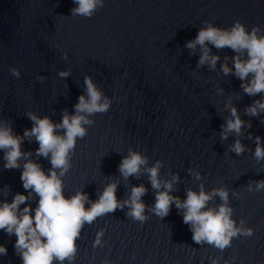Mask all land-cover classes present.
Masks as SVG:
<instances>
[{"label": "water", "instance_id": "obj_1", "mask_svg": "<svg viewBox=\"0 0 264 264\" xmlns=\"http://www.w3.org/2000/svg\"><path fill=\"white\" fill-rule=\"evenodd\" d=\"M74 6L72 0H0V119L10 121L18 135L32 126L25 116L29 111L59 122L63 109L74 111L84 76H91L115 99L107 113L90 117L95 124L77 141L74 167L64 177L66 197L83 190L95 201L106 184L118 181L116 195L123 199L132 185L143 183L149 191L142 199L152 205L147 176L125 180L119 175L118 166L132 149L148 156L150 165L163 161L161 176L179 174L173 195L181 199L186 189L198 191L200 183L207 191L226 186L233 219L238 223L243 218L254 229L252 237L234 238L221 251L194 243L175 205L163 219L146 211L143 223L127 217V208L118 209L85 225L75 264H264V192L246 188L249 181L264 179V161L258 164L253 158L252 141L243 139L251 151L236 156L228 151L235 137L222 141L219 135L229 116L224 110L229 99L248 120L243 109L260 96L243 95L241 81L224 76L219 64L214 72L197 67L199 48L194 54L185 48L206 20L221 28L237 20L249 31L257 25L264 28V0H105L90 19L70 16ZM212 51L221 58L234 55L227 48ZM12 67L19 69L20 78L10 74ZM62 70L71 76L60 78ZM220 87L223 95H217ZM251 123L249 131L264 138L259 119L253 117ZM36 148L35 142L22 145V151ZM38 162L46 172L51 166L43 158ZM190 168L202 180H195ZM21 171L5 170L0 151V200L5 193L8 202L16 193L27 195ZM219 203L218 197L212 202ZM101 229L103 247L93 248ZM15 240L0 231V244L8 251L0 264H21L14 254Z\"/></svg>", "mask_w": 264, "mask_h": 264}, {"label": "clouds", "instance_id": "obj_2", "mask_svg": "<svg viewBox=\"0 0 264 264\" xmlns=\"http://www.w3.org/2000/svg\"><path fill=\"white\" fill-rule=\"evenodd\" d=\"M72 3L75 6L70 9V16L88 19L105 6V0H72ZM213 47L218 52L230 49L234 55L221 58L213 53ZM185 48L190 54L199 48L197 67L207 66L209 71L214 72L219 64V70L224 76H234L241 81L240 92L243 95L260 96V99H254L244 107V115L249 117L248 120L241 118L236 104L229 99L224 104V110L229 116L224 119L219 135L222 141L228 140L230 136L235 137L228 151L236 156L251 151L242 143L243 139L252 141L255 144L253 158L258 164L264 161V138L254 136L249 131L253 117L264 125V28L257 25L249 31L239 20L229 28H221L215 26L213 21L206 20L195 38L185 42ZM63 59H68L67 52ZM9 72L16 78L21 77L18 68L12 67ZM58 76L67 79L71 72L62 70ZM37 79L44 82V77ZM83 84V94L73 105L74 111L70 113L67 108L63 109L59 122H54L47 115L41 117L29 111L25 116L32 126L25 128L23 135H18L10 121L0 119L3 168L22 169L20 180L27 192V195L16 193L11 202H8V193H5V199L0 200V231L8 237H16L14 254L20 258L21 264H75L77 241L85 225H91L97 218L125 208L128 209L127 217L143 223L148 219L146 211L163 219L175 205L183 223L189 226L194 243L201 246L207 244L221 251L231 247L234 238L254 235V229L246 227L247 222L243 218L238 223L233 219L234 209L230 205V191L226 186L207 191L205 185L200 183L198 191L186 189V198L181 199L173 195L180 182L179 174L170 171L166 177L161 176V169L165 166L163 161L156 160L150 165L148 156L132 149L123 156L118 166L119 175L125 180L130 177L140 180L141 176H147L154 194L152 205H146L142 199L149 191L143 183L132 185L123 199H118L116 195L118 181L106 184L97 193L95 201L83 190L66 197L64 177L74 167L72 158L77 141L84 139L88 129L95 124V120L90 117L107 113L115 99L107 97L91 76L85 75ZM216 92L217 95H223L225 91L220 87ZM25 141L29 144L35 142L38 148L34 152L22 151ZM41 158L48 160L51 165L47 172L38 162ZM188 171L195 180H202L199 172L191 168ZM246 188L249 193L264 192V179L251 180ZM231 195L240 198L237 191H232ZM217 197L220 203L212 204ZM33 202L35 207L32 206ZM86 204L89 207L86 208ZM103 235L104 230L101 229L96 234L93 248L103 247ZM7 255V248L0 244V257ZM212 264H218V260H213Z\"/></svg>", "mask_w": 264, "mask_h": 264}]
</instances>
